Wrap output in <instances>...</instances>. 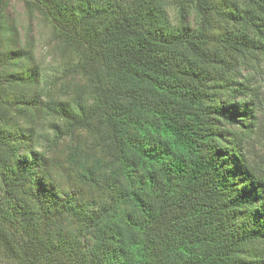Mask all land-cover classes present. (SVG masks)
<instances>
[{
    "label": "trees",
    "instance_id": "trees-1",
    "mask_svg": "<svg viewBox=\"0 0 264 264\" xmlns=\"http://www.w3.org/2000/svg\"><path fill=\"white\" fill-rule=\"evenodd\" d=\"M19 1L23 40L0 0V264H264L244 154L264 0Z\"/></svg>",
    "mask_w": 264,
    "mask_h": 264
},
{
    "label": "rangeland",
    "instance_id": "rangeland-1",
    "mask_svg": "<svg viewBox=\"0 0 264 264\" xmlns=\"http://www.w3.org/2000/svg\"><path fill=\"white\" fill-rule=\"evenodd\" d=\"M8 12L18 24L23 40L29 25L24 4L19 0H11ZM170 17L173 22L176 21L172 10ZM31 25L36 42L35 56L42 65L44 75L54 74L59 69V63L52 57L49 32L39 21H33ZM249 78L256 94L257 118L252 133L245 139L244 154L254 171L264 178V60L256 62L254 68L250 69Z\"/></svg>",
    "mask_w": 264,
    "mask_h": 264
}]
</instances>
